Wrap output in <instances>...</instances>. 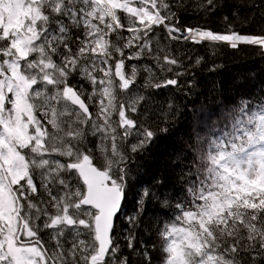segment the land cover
Listing matches in <instances>:
<instances>
[{
    "label": "snow or ice",
    "instance_id": "6c2138e0",
    "mask_svg": "<svg viewBox=\"0 0 264 264\" xmlns=\"http://www.w3.org/2000/svg\"><path fill=\"white\" fill-rule=\"evenodd\" d=\"M242 46L264 57V0H0V264H153L150 203L159 264H264V90L196 133L178 191L134 182L198 50Z\"/></svg>",
    "mask_w": 264,
    "mask_h": 264
},
{
    "label": "trees",
    "instance_id": "16d2710c",
    "mask_svg": "<svg viewBox=\"0 0 264 264\" xmlns=\"http://www.w3.org/2000/svg\"><path fill=\"white\" fill-rule=\"evenodd\" d=\"M205 19L207 26L213 30L220 31L225 27L220 14L205 18L191 11L182 14L181 23L197 25L204 23ZM236 27L242 32L254 31L252 27L241 28L239 25ZM242 48L240 51L224 47L214 57L203 48L198 50V55L207 57L201 68L194 70L198 86L187 96L182 93L176 94L175 103L178 111L174 119L167 124L169 131L163 133L157 130V137L135 161L134 182L139 180L140 187H150L155 184L154 178H162L166 179L169 191L173 190L172 186L178 191L180 184L176 178L181 168L192 158L190 145L195 142L196 133L199 131L201 136L208 135L213 122L223 117L241 97H259L260 92L264 90V57L260 56L255 48L249 46ZM213 60L221 67L209 72L207 69ZM164 126L163 123L160 124V127ZM134 207L133 194L129 193L124 211L132 214ZM148 208L150 211L144 225L139 229V238L152 254L153 264H159V253L152 245L158 244L155 233L156 221L163 219V216L161 210L153 204L150 203Z\"/></svg>",
    "mask_w": 264,
    "mask_h": 264
},
{
    "label": "rangeland",
    "instance_id": "374dc122",
    "mask_svg": "<svg viewBox=\"0 0 264 264\" xmlns=\"http://www.w3.org/2000/svg\"><path fill=\"white\" fill-rule=\"evenodd\" d=\"M130 63H135V61H133V62H130Z\"/></svg>",
    "mask_w": 264,
    "mask_h": 264
}]
</instances>
